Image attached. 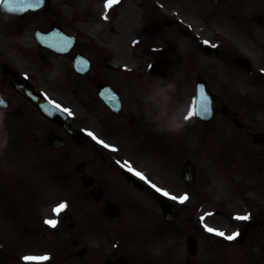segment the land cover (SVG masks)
Wrapping results in <instances>:
<instances>
[{"label": "flooded vegetation", "instance_id": "1", "mask_svg": "<svg viewBox=\"0 0 264 264\" xmlns=\"http://www.w3.org/2000/svg\"><path fill=\"white\" fill-rule=\"evenodd\" d=\"M200 3L202 4V9L200 8ZM191 7L193 8L190 10V18H192L193 22L191 30L183 32L178 28L176 29L173 24L174 21L167 20L164 23L166 25L173 24L171 27L176 29V33L183 44L177 40L175 46H172L168 41V36L164 35L162 29L158 30L160 36L156 39L149 37L147 40H144L145 42H140L143 48L146 44H152L155 40V44L158 46L155 47V53L158 54L153 58L155 61H160L163 58L160 54L168 51H173L176 55L172 59L173 68L171 71L163 72L161 64H154L149 70L152 76H160L162 82L164 74L169 75L166 82L168 85L160 86L159 91H156L155 87L151 85L150 90L147 87L148 71L143 68V62L146 61V58L141 54L136 55L132 53L130 56L126 52H113L106 55L104 53L106 48L100 45L103 41L100 40L101 38L98 36L97 31L91 30L92 27L89 28L83 20V12L81 10L78 13H73L67 7L62 6L60 11L52 12L49 9L35 14H23L13 17V33L21 44H38L34 36L35 30L49 31L53 27H59L64 32L72 36L74 35L75 42L66 54L59 56L48 49L40 47L38 44V52L41 54V61L39 63L33 62L28 55L19 52L17 55V66L22 71L15 68L10 69L12 71V79L6 86L10 87V90L0 88V91H8L9 98H11V102L9 103L11 113L25 118L27 113L23 108L35 109L30 100L20 95L17 91L22 88L23 82H25L28 87L34 88L36 92H42L33 73L37 70L40 74L44 75L45 70L51 65V55L61 58V68L63 70H67L68 73L73 72L74 79L70 78V84L73 86V91L81 98L85 112L100 113L104 120L111 118V115L114 113L110 112L97 96L99 90L107 84L119 95L122 106V111L119 113H122L124 108L128 109L127 116L136 125L135 131L140 134H143V127L146 125L147 112L145 110L147 105L154 101L157 103L162 102V90L164 86L172 89L176 88L177 93L181 90L184 94H187L181 100L178 94H174L177 107L185 100H192L198 81L205 82L209 87V85L215 83L213 78L219 79L216 76L219 72L221 75H224V67L229 68V71L235 74L239 73L241 58L243 56H241L235 45L243 40L240 33H244V27L249 28L251 26L252 28L253 47L251 51L254 56L253 65L255 67V0H191ZM245 18L247 20L246 23ZM217 25L220 29H224V32L220 36H217V32L212 30L213 26ZM180 26L182 25L179 23ZM190 31L192 33H188ZM179 35H182V37ZM201 37L215 41L217 45L216 56L209 55L203 45L200 44L198 39ZM128 38L137 37H134V34L131 33ZM162 42L166 43L167 46H160ZM78 54L85 55L91 61L90 69L86 73H76L73 70V59ZM108 58L127 60L129 61V67L125 69L117 68L115 71H111L112 69L109 68L103 69L102 66ZM42 78L46 83L45 77ZM214 94L219 103L226 99L219 89H214ZM174 105L173 103L171 107L173 108ZM137 111L141 113L139 118L135 116ZM123 119L127 121L126 117ZM113 125L116 128L120 127L119 123L114 122ZM79 134L81 132L75 130L71 136ZM94 151L97 154H102L107 159V156L100 150L97 144L94 145ZM95 189L96 200L102 201L106 207L105 210L108 211L111 202L106 195L102 183L101 185H97ZM113 257L116 258L117 263L123 259L122 255L117 256L114 253ZM109 264H113V261L109 260Z\"/></svg>", "mask_w": 264, "mask_h": 264}, {"label": "rangeland", "instance_id": "2", "mask_svg": "<svg viewBox=\"0 0 264 264\" xmlns=\"http://www.w3.org/2000/svg\"><path fill=\"white\" fill-rule=\"evenodd\" d=\"M155 0H153V3L150 4L148 3L147 6L145 5V7L143 5H140V0H124V2L122 3L121 6L117 7L115 9V11H113L111 13L112 18L115 15V13L118 15L114 21H120V18H122L123 16H125L128 12V10H131V13L135 15V17L137 18V20H146V21H151V20H164V18H162V14L160 11V8L158 7V9L155 11L153 10V7L155 6ZM169 3H163V9H161L165 14H177L179 17H181V15L183 16V11L181 10L182 7L185 5L184 0H178V3H176L175 5H173V2L170 0H167ZM167 9H166V8ZM146 11V13H144ZM152 24V23H150ZM258 47L260 50V54H259V60L258 63L260 66L264 67V30L261 29V31L259 32V40H258ZM163 57L171 60L173 58V51L172 54H163ZM168 68H172V67H168ZM262 96L264 97L263 91L262 89H259L258 91V99L257 102L261 103L264 102V98H262ZM251 104L250 101L245 102L243 105H241V108H245L247 106H249ZM218 123L215 124H211L212 127L214 126H218ZM195 126L198 127L200 126L199 124L195 123ZM163 127H161L160 124H155V123H151L148 125L147 129L149 130V132H151L146 138L150 139L152 137H156L160 140L155 142H151L148 141V145H151L152 143L154 145H152V148L155 151L158 152H162V153H157L155 155H149L145 153L144 150V146L140 145V144H136L133 143L129 148H127V144H122V154L123 156H121L119 154V158H122L123 160H132L131 162L133 163V165L137 166L139 168L144 167L147 169H151L155 172V175L157 176V178L160 180V182L162 184H160L161 186L164 187L165 190L170 191L171 193H173L175 196L179 197L181 196V193L186 192L189 195V199L186 201V203H184V205L182 203H178L177 205L179 207L185 206L186 210L184 212H182V214L179 215V217L177 218V220H179L178 222L174 221V223L172 222V224H161L160 227H162L161 229H159L160 231H158L157 233H155L154 235H151V233H149L148 238H146V234L147 232H143V230L145 231L144 227L138 223L137 220H135L134 218H139L140 217V212L138 207L140 208L141 203L146 202L147 205L149 206L151 204V200H148L147 198H137L139 196V193H133L130 190H126L123 189L122 193H125L126 195H134V197H131V201L135 200V201H140L139 202H134V204H131V206H127L125 200L123 198H119V200L122 202L123 204V210L127 211L129 213L130 216V220H131V225L130 226H125L123 225L124 222V216L122 221L120 222V224H118V229L116 231H118L119 235H115L114 233V241L112 240L111 242H109V248L111 249L117 242L118 240V247H120L121 249L124 250L125 255L127 258H129L130 264H146L147 261H151V256H150V252L155 250L160 251V253L162 254L163 258H162V262L167 264L168 262H170V264H181V257L179 259L175 258L174 260L171 259V257H169L171 254L169 253H165L167 252L169 249H167L168 244L173 242L172 244H177V241L179 243V246H184L185 244V239L188 232V228L185 226V222L183 221V215L186 213H191L194 212V215L192 216L193 218V223H191L193 225L192 229H195V224H199L200 228L203 230L204 227H206L207 225L216 227V228H220L223 230H231L233 228V223H232V213H239V212H251V210L254 209L253 205L251 202H248V205L246 204V202L243 201V203L240 202H233L231 203V209L230 210H226V211H221L223 209H225L224 206L221 205V200L222 198H219L218 196H211L209 194H205V193H200L201 190V186L200 185V181H199V177L202 179L204 178V182L206 183L205 187L203 190L211 187V184H215V186H218L220 188V190L223 192V196H225L224 193H227L229 196L232 197H238L239 193L237 192H233L231 187L228 186L229 184L226 185V183L224 182V175L222 176L221 172H219V165L217 162L213 163V168L214 171L208 172L207 171V167L209 166V164H211L212 160L215 159V157H212L210 160V156L212 155L211 152L214 151V149L216 148V140H211L209 142V140L207 141V144L205 143H200L198 144V131L196 132V136H195V155L192 156V153L186 149V143H183L182 137L179 136L178 139L175 141H173V139L170 137L169 134H166L163 130ZM219 128V127H218ZM44 129V128H43ZM43 129H35L38 134H40L41 140L42 138L45 136V132H42ZM155 129H157V131H155ZM160 130V131H158ZM255 130H264V108H257L255 107ZM194 131L190 132V135H193ZM30 138V137H28ZM9 142L13 143V140H10ZM177 142H180L182 145L178 144ZM157 145V146H156ZM2 146V141L0 140V148ZM43 147V146H40ZM38 146H36V148H40ZM127 148V149H126ZM121 152V151H120ZM178 153L177 157L179 159L180 162H184L186 159H188L189 157H193L195 158L194 163L196 164L198 171V181L196 180V184L195 186H193L192 188L187 189V187L181 182V177H180V168L181 165L179 166V164L176 165L177 167V171L176 168L174 169L171 165H169L166 161H161L160 159L162 158V156L164 155L168 160H171L173 157L171 156L172 154ZM249 153H253V151H250ZM72 156L68 157L67 160V164L68 165H72L74 166L73 168H75L76 164L78 162H80L83 158L81 156H77L74 155L73 153H71ZM163 154V155H160ZM160 155V156H159ZM247 155V152H246ZM55 156V154H54ZM147 156V157H145ZM159 156V157H158ZM259 156L264 158V151L259 152ZM56 157V156H55ZM55 157H52L54 159H56ZM248 157V155H247ZM127 158V159H125ZM235 159V157H234ZM250 158L248 157L247 160H249ZM157 160V161H156ZM246 160V161H247ZM210 161V162H209ZM233 164H237V165H241L244 163V160H236L235 162H232ZM157 166H159L160 169L157 168ZM45 169V168H44ZM174 170V172H172ZM231 173L230 171H227L226 169V174ZM75 176L76 173L74 172ZM49 170L45 169V176L47 178H50L49 176ZM229 176V175H228ZM231 178H234V174L232 176H229V182H234L231 180ZM215 180L216 183H213V181ZM78 181V180H77ZM74 182L73 186H75L76 188H74V192L72 193L71 196H67V195H63V193L59 190V188H56V184L52 183V184H48L47 185V196H50V200H49V207H51V203L53 202L57 204L61 203V202H67L68 205V211L71 212V214L73 216H77L79 220H81L84 224L83 226V232L84 235L91 240L92 236L97 234V230L96 228L92 229V222H91V218L93 216V207L92 204L90 203H86V201H82V200H77L78 197H80V192H81V187L82 185L80 184V182ZM171 183H173V185L171 186ZM176 184V185H174ZM173 186H177V188H173ZM227 186V187H226ZM41 188V185H27L24 189H30V192L36 193L39 192ZM51 189V192H50ZM58 189V190H57ZM58 191H60L61 193L58 194ZM45 193V192H44ZM21 197H12L9 199H6L5 201L2 202V204H0V217H1V232L3 235H6L5 232V228H6V224L8 225V228H13L14 227V222L12 224H10L7 220H12L13 219V214H14V210L15 208L18 207V212L21 210L24 206V201L22 204H18L17 201L18 199H20ZM15 199V200H14ZM67 199V200H66ZM261 201H258V203H260ZM230 204V203H229ZM16 205V206H15ZM154 205V204H153ZM264 203L261 204L260 206L255 205V214L257 215V218H261L264 220ZM127 209V210H126ZM206 210H211L213 213L211 215H206L205 217H203V220L200 218V215H202L201 213L205 212ZM130 211V212H129ZM221 211V212H220ZM220 212V213H219ZM153 213V212H152ZM226 213V214H225ZM17 214V212H16ZM59 214H64L63 212L59 213ZM219 214V216H218ZM220 214H225V215H221ZM76 218V217H75ZM5 222H4V221ZM235 226V224H234ZM173 229L174 232H176V235L174 236H166L167 230ZM14 235V234H13ZM158 235H163V238H161ZM256 235V234H255ZM155 236V239L154 237ZM12 237L15 236H2L0 237V264H15V262H17L18 259V254L20 253L21 256V260L25 257V256H29L30 250L28 249V247H25L24 249H22L21 252H13L14 250L12 249ZM121 237V238H120ZM146 239V240H145ZM202 241H201V250L199 251V257L202 258L203 260H205V264H223L225 263L224 260H230V255H234L235 257L232 258V261L236 262L237 260L240 259L241 255L243 257H245L246 253H247V249L246 247H240L237 249L234 248H229L228 245L226 243H220L221 241L219 239H217V244L213 243L215 238L214 237H209L208 235H203L202 236ZM144 243L143 246V252L145 250V252L143 254H140L139 252L142 253V250H140L138 248V246H141ZM248 245L252 244V240L249 239L247 242ZM154 248H152V247ZM115 248V247H113ZM255 252H257V249L255 248ZM64 254L63 251H53L51 254V260L50 262H56L58 260L62 261V255ZM257 254L255 253V256ZM172 256V255H171ZM206 257V258H205ZM250 257H245V260H251L249 259ZM94 259L93 257L87 255L83 258H79V259H75L74 262H66L64 264H91L90 260ZM244 260V259H242ZM132 261V262H131ZM207 261V262H206ZM241 262V261H239ZM238 262V263H239ZM51 263V264H52ZM101 264H103V261H100ZM237 263V264H238Z\"/></svg>", "mask_w": 264, "mask_h": 264}, {"label": "snow or ice", "instance_id": "3", "mask_svg": "<svg viewBox=\"0 0 264 264\" xmlns=\"http://www.w3.org/2000/svg\"><path fill=\"white\" fill-rule=\"evenodd\" d=\"M41 2H43V0H41ZM120 2V0H106L105 2V10L107 12L108 9L112 8L114 5L118 4ZM105 19H107V15H105L104 17ZM205 43H208L207 41H205ZM213 47H215V45H213ZM86 63V62H85ZM201 94L204 93V89L201 88L200 89ZM0 103H2V101H0ZM49 103L52 105V107L58 111H62L64 113H67L69 116H72V110L69 108H63L61 105H59L58 103H56L55 101H49ZM210 101L208 100V97L205 95L203 96V102L200 104L199 108H200V112L201 113H208L210 112ZM197 115V111L195 108L190 109L188 111V114L184 117L185 120H188L190 118H192L193 116ZM87 135L90 136L94 141H96L98 144L102 145L104 148L107 149H111L112 151H117V149L106 143L104 140L99 139L95 133H93L92 131H88ZM116 163L118 165H121L120 161H116ZM125 164H127L128 162H124ZM126 170L135 175L136 177H138L139 179L145 181L146 183H149L150 186L158 193L162 194L164 197L170 198L172 200H178L180 203H184L185 201H187L189 199V196L187 193L177 197L175 195H171L169 193V191L159 188L157 187L155 184H153L150 180H148L147 176L141 172L136 170L134 167H132L130 164H128ZM68 207L67 202H61L60 204L57 205L56 208L53 209V211L57 214L61 213L62 211H64L66 208ZM237 220H241V221H247L250 219V215H241V216H237L235 217ZM203 220V217L201 218ZM44 223L46 225H48L51 228H55L58 224V220L56 219H45ZM206 231L210 232V233H214L217 236L223 237L224 239L228 240V241H233L236 240L241 233L239 231H235L233 232L231 235H226V233L224 231L218 230V229H214L211 227H207L206 226ZM25 261H35V260H39V261H47L49 260V256L44 255V256H25L23 258Z\"/></svg>", "mask_w": 264, "mask_h": 264}, {"label": "clouds", "instance_id": "4", "mask_svg": "<svg viewBox=\"0 0 264 264\" xmlns=\"http://www.w3.org/2000/svg\"><path fill=\"white\" fill-rule=\"evenodd\" d=\"M179 127H181V126H177V129L176 130H178L179 129ZM6 143V142H5Z\"/></svg>", "mask_w": 264, "mask_h": 264}]
</instances>
